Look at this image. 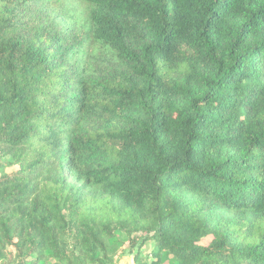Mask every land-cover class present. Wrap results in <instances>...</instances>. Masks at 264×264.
<instances>
[{
    "label": "trees",
    "instance_id": "16d2710c",
    "mask_svg": "<svg viewBox=\"0 0 264 264\" xmlns=\"http://www.w3.org/2000/svg\"><path fill=\"white\" fill-rule=\"evenodd\" d=\"M123 252L264 264V0H0V264Z\"/></svg>",
    "mask_w": 264,
    "mask_h": 264
},
{
    "label": "rangeland",
    "instance_id": "374dc122",
    "mask_svg": "<svg viewBox=\"0 0 264 264\" xmlns=\"http://www.w3.org/2000/svg\"><path fill=\"white\" fill-rule=\"evenodd\" d=\"M10 169H5V172L6 171H9ZM124 236L120 233L119 234V239L120 240H122V238H123ZM209 241V239L208 238H204V239H202V242L203 243H206V242H208ZM126 247V246H125ZM168 262L167 261H165L163 264H167ZM117 264H135L134 263V260H133V256H132V254H129L128 252H123V254L120 256V258L118 259V261H117Z\"/></svg>",
    "mask_w": 264,
    "mask_h": 264
}]
</instances>
